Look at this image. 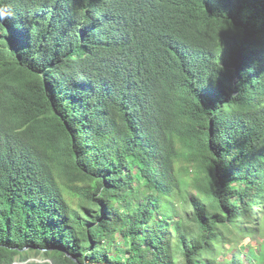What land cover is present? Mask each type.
<instances>
[{
  "label": "trees",
  "instance_id": "1",
  "mask_svg": "<svg viewBox=\"0 0 264 264\" xmlns=\"http://www.w3.org/2000/svg\"><path fill=\"white\" fill-rule=\"evenodd\" d=\"M0 9V264L243 262L226 246L264 232V0Z\"/></svg>",
  "mask_w": 264,
  "mask_h": 264
},
{
  "label": "rangeland",
  "instance_id": "2",
  "mask_svg": "<svg viewBox=\"0 0 264 264\" xmlns=\"http://www.w3.org/2000/svg\"><path fill=\"white\" fill-rule=\"evenodd\" d=\"M259 210H254L253 218H256V214L259 215ZM264 244V232L260 233L251 238H244L241 237L237 241V243H230L226 247L230 249L231 247L234 248L232 252L229 253L228 257L232 258L233 254L241 255L243 262L240 264H261L257 261H250L245 256L247 253L253 252L255 256H259L261 254V245ZM223 259V258H222ZM44 264L50 263L53 264L54 262L47 257L45 253H34V252H27L24 253L22 256H17L16 261L14 264ZM264 264V263H262Z\"/></svg>",
  "mask_w": 264,
  "mask_h": 264
},
{
  "label": "clouds",
  "instance_id": "3",
  "mask_svg": "<svg viewBox=\"0 0 264 264\" xmlns=\"http://www.w3.org/2000/svg\"><path fill=\"white\" fill-rule=\"evenodd\" d=\"M9 16H10V13L8 11L0 9V22H3L5 19H8Z\"/></svg>",
  "mask_w": 264,
  "mask_h": 264
}]
</instances>
